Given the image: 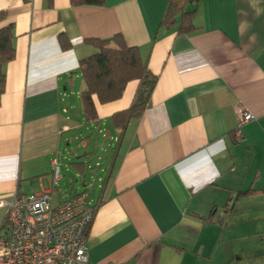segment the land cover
Wrapping results in <instances>:
<instances>
[{
	"label": "crops",
	"instance_id": "1",
	"mask_svg": "<svg viewBox=\"0 0 264 264\" xmlns=\"http://www.w3.org/2000/svg\"><path fill=\"white\" fill-rule=\"evenodd\" d=\"M102 1L0 0V29L14 36L0 96V200L79 193L56 198L53 160L60 167L71 97L84 90L79 62L98 52L87 40L120 34L157 81L122 136L102 203L99 190L89 194L83 264H264V0H199L185 8L196 10L184 35L160 26L170 0ZM137 85L110 103L93 97L105 138L116 141L110 118ZM238 108L255 120L237 133Z\"/></svg>",
	"mask_w": 264,
	"mask_h": 264
},
{
	"label": "trees",
	"instance_id": "2",
	"mask_svg": "<svg viewBox=\"0 0 264 264\" xmlns=\"http://www.w3.org/2000/svg\"><path fill=\"white\" fill-rule=\"evenodd\" d=\"M102 2V0H70L72 5H101ZM198 2L199 0H170L160 26H175L178 35L191 33L195 29L193 16L196 7L189 11L185 8L190 4L196 6ZM4 16V13H0V19ZM177 16H179L178 20L175 19ZM13 37L12 26L0 29V96L4 91L5 84L3 66L14 57ZM87 43L98 51L96 54L82 59L78 66L84 84V90L80 93L82 116L87 124H94L98 121L93 97L100 104L110 103L121 98L127 83L138 82L130 106L114 113L110 118L111 127L118 129L120 134L116 138L115 152L99 189L95 205L97 207L102 203L109 188L111 172L122 136L130 121L139 119L144 113L157 78L149 71L147 61L142 59L139 49L127 46L120 34L108 40L90 39L87 40ZM111 44H114L115 48H112ZM62 46L64 48L68 45L64 42ZM71 165L75 170L83 173L84 163L76 162ZM250 192L252 191L240 192L238 198Z\"/></svg>",
	"mask_w": 264,
	"mask_h": 264
},
{
	"label": "built area",
	"instance_id": "3",
	"mask_svg": "<svg viewBox=\"0 0 264 264\" xmlns=\"http://www.w3.org/2000/svg\"><path fill=\"white\" fill-rule=\"evenodd\" d=\"M255 116L238 108L237 133ZM53 184L60 180L53 160ZM94 217L87 190L54 203L51 193L15 194L0 200V264H83Z\"/></svg>",
	"mask_w": 264,
	"mask_h": 264
},
{
	"label": "rangeland",
	"instance_id": "4",
	"mask_svg": "<svg viewBox=\"0 0 264 264\" xmlns=\"http://www.w3.org/2000/svg\"><path fill=\"white\" fill-rule=\"evenodd\" d=\"M80 103L78 97L74 101L71 97L72 109L68 117L74 127L65 134L59 155L61 180L53 191L57 199H64L71 193L83 190H87L91 198L95 197L115 152V140L104 137L108 122L105 121L99 127L88 125L82 117ZM76 162L84 163L83 173L72 167L71 163Z\"/></svg>",
	"mask_w": 264,
	"mask_h": 264
}]
</instances>
